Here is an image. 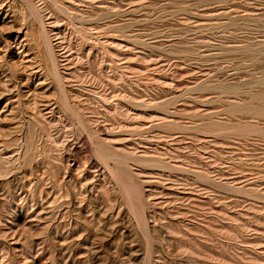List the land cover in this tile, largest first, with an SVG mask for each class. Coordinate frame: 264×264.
Returning a JSON list of instances; mask_svg holds the SVG:
<instances>
[{
  "label": "rangeland",
  "instance_id": "1",
  "mask_svg": "<svg viewBox=\"0 0 264 264\" xmlns=\"http://www.w3.org/2000/svg\"><path fill=\"white\" fill-rule=\"evenodd\" d=\"M0 264H264V0H0Z\"/></svg>",
  "mask_w": 264,
  "mask_h": 264
}]
</instances>
